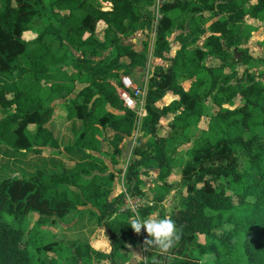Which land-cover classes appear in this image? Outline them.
<instances>
[{
	"label": "trees",
	"instance_id": "obj_1",
	"mask_svg": "<svg viewBox=\"0 0 264 264\" xmlns=\"http://www.w3.org/2000/svg\"><path fill=\"white\" fill-rule=\"evenodd\" d=\"M251 1L166 4L154 43H144L143 52L137 53L122 39L151 30L153 0H0V77L10 79L13 87L12 92L0 87V146L20 155L42 156L50 150L58 156L86 157L61 173L39 169L0 181V264H61L63 258L66 264L126 263L135 232L129 224L131 214H126L128 219L120 215L125 196L113 197L117 177L109 164L118 165L121 143L136 133L140 137L135 160L126 174L133 184L131 193L145 195L141 176L153 162L164 184L152 193L160 198L171 191L167 180L173 171L182 168L187 196L171 216L182 236H204L202 248L213 259L211 264H264V146L252 147L244 139L246 133L264 132V87L253 83L244 87L236 69L225 72L243 37L241 25L248 19L264 23V0ZM46 3L48 7L42 8ZM103 3L112 4L111 11H103ZM46 10L52 22L35 39L26 40L34 20ZM208 12L217 20L205 30L202 19ZM180 28H188L189 34L178 36L181 49L171 65L155 68L146 92L147 116L139 118L124 106L111 81L121 72L130 75L146 68L150 55L166 60L171 51L167 35ZM207 33L203 46L194 44L198 35ZM261 47L264 51V42ZM73 50L83 57L71 58L68 52ZM110 50L115 55L104 58ZM250 57L238 64H248ZM211 59L223 65L209 66ZM189 80L192 87L186 91L183 84ZM206 89L220 111L210 119L202 98ZM170 93L178 101L171 110L175 116L168 124L171 132L164 138L161 124L169 110L158 104ZM239 99L242 106L231 110ZM55 102H65L66 123L59 125L52 118L41 122V114L54 110ZM206 118L210 134L189 151L191 162L179 165L165 144L172 145L173 132L199 128ZM78 123L81 128L76 132ZM64 125H73L75 142L62 148L57 132ZM109 131L114 133L108 141L115 149L112 153L104 151ZM239 148L247 157L242 172L237 171ZM222 179L230 194L215 188L214 181ZM32 216L37 220L31 228L27 222ZM58 223L75 224L69 232L86 225L100 227L109 247L98 250L82 239L48 241L51 234L43 227Z\"/></svg>",
	"mask_w": 264,
	"mask_h": 264
},
{
	"label": "rangeland",
	"instance_id": "obj_2",
	"mask_svg": "<svg viewBox=\"0 0 264 264\" xmlns=\"http://www.w3.org/2000/svg\"><path fill=\"white\" fill-rule=\"evenodd\" d=\"M256 1L252 0L251 4H255ZM250 6V5H249ZM249 6L246 8L249 9ZM48 4L46 3L45 6L42 8H47ZM152 10V8H151ZM147 12H151L150 9L146 10ZM153 12V11H152ZM196 16V15H195ZM46 21H45V20ZM182 19H185V16L182 17ZM213 20H217V17L214 15V13H204L202 24L204 29H209L210 22ZM52 22L50 14H48V11L46 10L43 12L42 16L39 18H36L33 22V32L25 34L24 38L26 40H33L35 39L38 34L42 32V30ZM185 22L188 23V19L185 20ZM100 37L102 39V34L104 31L103 25H100L98 28ZM241 31H242V38H239L237 41L238 47L235 49V54L232 55L227 64L230 66V68L226 67L225 72L229 73L230 70L236 69L238 72L237 78H242V86L247 87L249 85L258 84L262 87H264V62L261 60L264 59V51L261 47L262 43L264 42V23L252 21V20H246V24L241 25ZM189 34V29H178L174 31L172 34L167 35L168 41L171 43V50L173 52L176 50V48L180 47L177 38L178 36H181L182 38H185ZM207 38V35H201L196 38L197 40L194 42V44L199 43L200 46H203L205 40ZM152 27L151 30L146 31H140L134 34L133 36L129 38L122 39L124 44H128L135 50H139L140 52H143L144 50V43L146 42H152ZM248 52V53H246ZM71 58H82L83 55L81 52L78 51H69L68 52ZM115 55L114 50H110L108 53L105 54L104 58L110 57ZM246 55L248 58V55L250 59L248 60V64H238L243 60L244 56L246 59ZM170 55H167L166 58H169ZM209 66L213 67H220L223 65V63L219 62L216 59H211L207 63ZM147 69H139L137 71H133L130 75H126L124 72H121L116 78L112 79L111 84L112 85H120L121 84V78L122 76H129L131 77L134 82L137 84L140 81L141 75L143 76L144 70ZM146 71V70H145ZM137 79V81H136ZM232 84H236V82H232ZM0 87H5L7 90L12 92V82L10 79L5 77H0ZM185 88L187 90H190L191 88V81H188L185 83ZM46 95V93H45ZM210 92L209 90L203 91V101H204V107H205V114L207 118L210 119V117H216L219 114V108H217L210 99ZM174 100V97H170V99H167L165 101H162L160 104L161 109H168L167 117L169 121L173 120L174 114L171 111L174 109V103L172 104L171 101ZM170 104V105H169ZM52 106H55L54 110L49 111L48 113H42L41 114V122H46L50 118L56 120V122L61 125L66 123V115H65V102L61 103H54ZM242 106V102L239 99L235 106L232 107L231 110H235L236 108ZM204 119L199 128H194L190 130L189 132L185 133H178L173 132V142L172 145L170 143L165 144V150L168 152L169 157L172 156L174 160H177L179 165H187L191 162L190 157L188 156L189 151L194 147L197 143H199L202 140V137L207 136L210 134L211 131H209L210 127V120ZM168 123V122H167ZM167 123H163L161 125L160 130V136L167 138L170 134V129L167 127ZM36 126H32L29 131L34 132ZM73 125H64V126H58V132L57 136L61 142V147L65 148L68 146L74 145L75 142V131L72 130ZM80 123L76 126V132L80 131ZM137 135H134V139L131 141H128L127 143L122 142V145H120V149L122 151L121 156L118 158V165L110 166V170L116 174L117 177V185L115 187V190H113V197H117L120 195V174L122 172V167L126 164V161L131 157V163L135 160L133 157V146L137 139ZM114 138V133L107 132L106 139L104 141V151L114 152V147L108 142L112 141ZM244 139L246 142H252V147H261L264 146V132L260 131L256 135H252L250 133H246L244 136ZM238 158H239V167L237 169L238 172H242L247 157L245 155V152L242 149L237 150ZM159 158H161V154H159ZM86 159L84 156H78L74 154H68L65 153L61 156L54 155L52 152L47 151L42 156H37L34 153H29L25 155L20 154H14L9 149H6L2 146H0V181L7 177H12L15 174H23V175H31L34 174L37 170L43 169L45 171H51L56 173H61L64 170L71 169L74 167V165L77 162L83 161ZM159 173L160 170H158L157 162H153V165L150 170H148L146 173H143L142 180H144L145 185V191H144V198L145 205L140 210L141 216H147L152 212H158L161 216H172V214L181 206L183 203L185 197L187 196L186 191V185L182 181V168L175 169L173 171L172 176L167 180V183L171 187V191L167 195H162L161 198L154 196L152 193V190L157 188H163V182L159 179ZM227 183L225 180H219L214 181V186L217 190H226L227 194H230V191L226 187ZM125 207L120 211V215L125 217L126 214L129 213V211H123ZM128 210V209H127ZM145 211V212H144ZM132 216V215H131ZM130 219V218H129ZM37 217L32 216L30 218L31 222H27V225L29 227H34L36 225ZM72 225H63L61 223H58L56 225L52 226H45L43 227V230L51 235H48L46 239L48 241L55 240L58 242H63V238H67L68 240H79L82 239L83 241L89 242L94 248L98 250H105L109 247V241L106 233L101 229L100 227L92 226L89 227V225H86L85 229L82 227L78 232H69L68 230ZM144 236L146 237V232H144ZM52 237V238H51ZM142 235L135 233V238L132 243H135V249L133 251H142L144 244L143 240L141 239ZM145 239V238H144ZM206 246L205 243V237L202 235L197 236L196 238L193 237H187L182 236L180 242L176 245V247L166 256H162L158 250H152L148 252H144L143 255L147 256V260L150 259H156L164 262L165 264H211L213 263V259L209 256V254H204L202 247ZM132 250V249H131ZM206 255V256H205ZM170 256V259L167 258ZM127 262L124 264H135V260H133L132 255L130 258L126 260ZM61 264H66V259H61Z\"/></svg>",
	"mask_w": 264,
	"mask_h": 264
},
{
	"label": "built area",
	"instance_id": "obj_3",
	"mask_svg": "<svg viewBox=\"0 0 264 264\" xmlns=\"http://www.w3.org/2000/svg\"><path fill=\"white\" fill-rule=\"evenodd\" d=\"M177 0H153V24H152V41L154 42L157 28L160 25V22L163 19V8L166 4L173 3ZM108 8H112V4L103 3V11H107ZM154 74L152 68L148 67L146 72L143 75L141 84L137 85L134 80L129 76H122L121 85L118 88L117 92L120 99L124 102V106L136 113L139 118H144L147 116V111L145 109V98L146 92L149 88L150 81L153 78ZM139 136L138 133H136ZM131 164V157L126 161V164L122 167V172L120 174V195L125 196V202L123 211H129L133 216L136 212L140 213V210L145 205L144 198L140 196H135L131 193L133 184L129 183L126 179L127 170ZM128 209V210H127ZM142 240L144 241V231L142 230Z\"/></svg>",
	"mask_w": 264,
	"mask_h": 264
},
{
	"label": "clouds",
	"instance_id": "obj_4",
	"mask_svg": "<svg viewBox=\"0 0 264 264\" xmlns=\"http://www.w3.org/2000/svg\"><path fill=\"white\" fill-rule=\"evenodd\" d=\"M129 224L135 233L146 232L144 247L142 251H132L131 255L135 264H148L147 256L144 252L158 250L162 256L169 254L180 242L183 230L170 216H161L158 212H152L147 216H141L136 212L129 219ZM170 259V256L167 257ZM152 264H160L159 260H154Z\"/></svg>",
	"mask_w": 264,
	"mask_h": 264
},
{
	"label": "crops",
	"instance_id": "obj_5",
	"mask_svg": "<svg viewBox=\"0 0 264 264\" xmlns=\"http://www.w3.org/2000/svg\"><path fill=\"white\" fill-rule=\"evenodd\" d=\"M111 9L112 8H108V10L107 11H111ZM215 20H213V21H211L210 22V24L209 25H211L213 22H214ZM207 37H208V33H207ZM155 41V40H154ZM177 42H178V44H179V46L180 47H178V48H176V50L173 52V50H171L170 51V53L169 54H167V55H170V57L169 58H166V60H163V59H156V58H153L152 57V55H150V58H149V63H148V65H147V69H148V67H150V68H152V72H153V74H154V70H155V68H157V67H169L170 65H171V61L170 60H172V59H174L175 58V56H176V54L178 53V51L181 49V44L179 43V41L177 40ZM154 42L152 41L151 42V44H153ZM170 43V42H169ZM204 45V44H203ZM170 46H171V43H170ZM135 52H137V53H141L140 52V47H139V50H135V48L133 49ZM166 55V56H167ZM139 69H143V68H137V69H135L134 71H137V70H139ZM147 69H145V70H147ZM144 70V73L146 72ZM144 75V74H143ZM142 78H143V76L141 75V77H140V81H137V79H136V81L137 82H139L137 85H140L141 84V80H142ZM189 81H191V87H192V83H193V81L192 80H189ZM186 82H188V81H186ZM185 82V83H186ZM185 83L183 84V86H184V89L186 90V91H189V90H187L186 88H185ZM121 85V84H120ZM120 85H118V84H116V85H113L117 90H118V88L120 87ZM191 89V88H190ZM170 97H174V100H172L171 101V103L170 104H172L173 102H175V101H178V97H176V96H174L173 94H168V95H166V97L162 100V101H165V100H167V99H170ZM162 101L158 104V107L160 106V104L162 103ZM57 103H61V102H57ZM169 104V105H170ZM226 108H229V107H226ZM175 117V116H174ZM174 117H173V120H174ZM173 120L172 121H169L168 120V117H167V119H165V121H163V123H167V127H168V124L169 123H171V122H173ZM162 123V124H163ZM161 124V125H162ZM139 137L140 136H138L137 137V139H136V141H135V143H134V146H133V149L135 148V146H136V144L138 143V141H139ZM132 139H134V136L133 137H125L124 138V140H123V144L124 143H127L128 141H131ZM121 145H122V143H121ZM50 151V150H49ZM51 152V151H50ZM128 248H129V250H130V252H132L133 251V249H135V243H131V244H129L128 245ZM132 249V250H131Z\"/></svg>",
	"mask_w": 264,
	"mask_h": 264
}]
</instances>
